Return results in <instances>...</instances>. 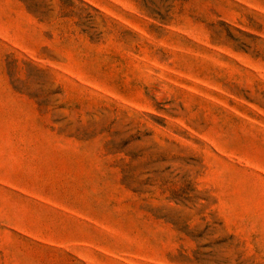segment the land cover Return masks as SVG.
<instances>
[{
    "label": "rangeland",
    "instance_id": "1",
    "mask_svg": "<svg viewBox=\"0 0 264 264\" xmlns=\"http://www.w3.org/2000/svg\"><path fill=\"white\" fill-rule=\"evenodd\" d=\"M0 67V264H264V0H0Z\"/></svg>",
    "mask_w": 264,
    "mask_h": 264
},
{
    "label": "crops",
    "instance_id": "2",
    "mask_svg": "<svg viewBox=\"0 0 264 264\" xmlns=\"http://www.w3.org/2000/svg\"><path fill=\"white\" fill-rule=\"evenodd\" d=\"M2 69H4V68H2V67H0V72H2ZM0 81H7V80H3V79H0ZM5 87H9V85H4Z\"/></svg>",
    "mask_w": 264,
    "mask_h": 264
}]
</instances>
